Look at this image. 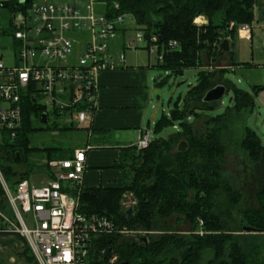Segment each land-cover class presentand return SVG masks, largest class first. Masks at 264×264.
Instances as JSON below:
<instances>
[{
  "label": "trees",
  "instance_id": "obj_1",
  "mask_svg": "<svg viewBox=\"0 0 264 264\" xmlns=\"http://www.w3.org/2000/svg\"><path fill=\"white\" fill-rule=\"evenodd\" d=\"M106 1L109 5L113 1L118 2L119 8L116 11L133 17L137 29L143 32L147 49L153 44L151 37H156L157 53H162V59H156L153 67L168 70L173 75L181 74L185 68L199 69L195 83L189 85L181 100V106H178L177 100L168 113L161 114L154 121L147 146L138 149L130 145L119 149V156L111 167L120 172L121 185L81 187L78 191V210L86 215H105L117 228L140 227L147 232L160 220L176 215L179 219L177 221L183 218L191 225L192 235L185 238L171 228H165V222L162 224L163 229H159V235L148 236L150 238H146V243L142 245L133 236L122 235L119 231L97 234L92 238L86 264H107L108 258H104L106 248H110V254L118 256L116 264H193L205 250L211 252L205 264H264L257 250L261 244L255 242L264 232V175L255 192L257 207L243 211V226L240 227L242 230H245V226L250 227L248 231L255 233L250 232L251 235L244 237L236 232L238 228L230 224L234 221L231 209L240 194L224 181L221 171L224 139L231 118L239 110L253 113V94L264 88V85H252V94L224 80L221 74L226 70L206 69L201 61L204 56L211 67L224 53L219 48L221 41L224 38L234 40L239 25H250L254 20L256 6L264 15V0ZM15 2L10 0V5L14 7ZM198 15L206 17L205 25L194 24L193 20ZM171 41L176 45H169ZM123 48L124 39L121 50ZM217 78L222 80L230 101L227 99L222 111L210 114L222 106V100L206 102L202 97L206 90L216 85ZM161 82L156 79V87ZM43 112L47 114L48 121L47 108L30 94L23 96L22 119L17 138L14 143L6 144L11 146L16 164L11 163L12 167L8 163L4 167L3 173L7 180L19 176L28 177L34 171L33 166L27 165V154L33 150L27 146L28 135L34 129L31 116L40 120ZM202 115L205 117L204 126L195 128L194 123ZM44 125L41 129L65 131L75 128L61 121L50 127ZM168 127L174 130L162 137L160 134ZM262 136L245 123L240 146L249 158L259 163L264 173ZM180 141L186 143L183 151L177 150ZM40 150H45L48 162L54 158L71 157L74 148L47 147ZM16 151L19 152V159L15 157ZM3 152L4 156L8 155L5 148ZM43 166L49 177L53 178L48 166ZM126 194H130L135 203L131 214L122 216ZM222 201H225L223 205L220 204ZM12 236L23 241L29 258L37 264L25 240L18 235ZM188 245L192 246L193 252L183 259L181 250Z\"/></svg>",
  "mask_w": 264,
  "mask_h": 264
},
{
  "label": "built area",
  "instance_id": "obj_2",
  "mask_svg": "<svg viewBox=\"0 0 264 264\" xmlns=\"http://www.w3.org/2000/svg\"><path fill=\"white\" fill-rule=\"evenodd\" d=\"M10 4L0 0L2 155L4 146L17 138L24 95L35 97L57 115L77 113L78 121L84 122L94 107L97 75L124 62V50L111 53V43L121 29L134 23L130 14L116 11V1L110 5L106 0H16L14 7ZM250 28L244 23L237 31L248 34ZM135 40H144L139 29ZM151 42L149 53L161 60L155 36ZM9 47L13 51L6 57ZM149 141V135L141 133L134 145L141 149ZM47 166L54 177L46 172L47 179L39 185L23 176L9 181L0 167V235L24 239L37 264H86L95 235L126 229L117 228L105 215L78 210L84 149H74L71 157L50 159Z\"/></svg>",
  "mask_w": 264,
  "mask_h": 264
},
{
  "label": "rangeland",
  "instance_id": "obj_3",
  "mask_svg": "<svg viewBox=\"0 0 264 264\" xmlns=\"http://www.w3.org/2000/svg\"><path fill=\"white\" fill-rule=\"evenodd\" d=\"M250 27L249 35H251V40L248 37L247 39L237 37L234 41V45L231 47V56H219L211 67H209L208 60L204 56H202L201 61L202 66L206 69L226 70L221 74L224 80L231 82L239 89L249 91L253 94L252 85H264V15L260 13L257 6L254 8V20L250 24ZM136 32L137 25L135 23L132 22L127 24L124 43L128 41H131V43L130 45L125 44L126 47L123 48L125 58L137 57L141 59L140 62L144 63V61L149 60L148 49L146 48V42L144 40L142 42H136ZM8 42L9 40H6V43ZM120 50L121 48L118 46V51ZM10 51H13L12 47H9L7 51H5L6 57ZM132 51H134L135 54ZM151 58L149 62H151V64L156 63V54H153ZM5 62L8 64L7 60H5ZM198 69V67L185 68L181 74L173 75L171 72L169 73L168 70L165 71L155 67L148 68L147 72L150 74V83H152L151 78L154 77H156L158 81H162L159 86L155 87L150 93V99L147 104L149 115H153L156 120L161 114L168 113L173 103L177 100H179L178 106L180 107L182 104L181 100L189 85L194 84L196 81ZM215 83L222 84V80L217 78ZM253 96L255 103L253 113L249 114V110H239L237 113H234L231 118V125L225 137L226 140L224 139L225 152L223 154V163L221 166L222 178L224 181L231 189L236 190L240 194L236 205L231 209L234 221L230 224L233 225L235 229L238 228L236 232L243 234L244 237H248L251 233H255L242 230L240 227L243 226V211L257 207L255 192L264 175L259 163L249 158L245 150L240 146L245 123L254 128L258 133H264V88L259 89ZM227 99V95H224L221 99L222 106L219 108L217 107V109L211 111L210 114L222 111ZM47 111L49 117L47 123H44L47 125L42 124L39 119H34V117L31 116V126L34 129L31 130L28 135L27 146L33 148V150L30 151V154H27V165L33 166L34 171L30 172L27 178L37 185L41 184L40 182H42V179L46 178L47 172L45 170L46 167L43 166L45 164L47 165L46 152L40 149L47 147L73 148L82 145L85 137L83 130L75 129L78 126L81 127L80 125L83 123L78 121L77 113L70 115L69 113L72 111H65L61 115L62 117H59L55 115L50 108H48ZM204 119L205 117L202 115L201 118L194 123V127L200 129L204 126ZM58 121L64 122L67 126L74 125L75 128H69L65 131L52 128L41 129L42 125L50 127L53 123L57 124ZM151 126L152 122L150 128ZM173 130V128L168 127L160 135L165 137ZM262 139L264 141V136H262ZM4 148L8 155L4 156L0 154V167L2 171L8 163L11 166V163L16 165L12 157L11 146L6 145ZM19 170L21 171L22 169L20 168ZM222 200L224 199L222 198ZM224 202L225 201H222L220 204L223 205ZM134 203L135 200L133 199L132 206ZM177 217L178 216L173 215L167 219L160 220L158 223L154 224L153 229L149 232L144 231L140 227H136L133 229L126 228V232H121V234L133 237L145 236L149 239L150 237L148 236L156 237V235H159L163 229L162 224L165 222V228H171L172 231L177 232L185 238L190 237L192 235L191 225L183 218L177 221L179 220ZM261 234L262 235H259L260 238L255 242L261 244L257 246V250L260 259L264 260V232ZM249 242H252V240H249ZM210 256V250L202 251L193 264H205ZM117 257L116 254L111 253L107 264H116L118 260ZM0 264L35 263L29 258V253L23 241L12 235H7L0 237Z\"/></svg>",
  "mask_w": 264,
  "mask_h": 264
},
{
  "label": "crops",
  "instance_id": "obj_4",
  "mask_svg": "<svg viewBox=\"0 0 264 264\" xmlns=\"http://www.w3.org/2000/svg\"><path fill=\"white\" fill-rule=\"evenodd\" d=\"M193 22L196 26H202L207 23V19L198 15ZM126 31L127 29L119 31L117 38L111 43V53L116 54L118 46L121 48ZM249 34L250 32L239 34L237 31L235 39L248 37L251 40ZM235 39L228 41L234 45ZM231 51L230 48L220 56L229 57ZM148 57L149 60L144 63L137 57L125 58L118 67L102 70L97 75L94 107L80 125L85 137L82 145L73 147L85 150V171L82 179L84 188L120 186V172L111 167L119 156V149L134 145L141 133H147L151 137L150 124L152 122L153 125L155 117L149 115L147 104L150 93L156 87V77L151 78L150 83L147 69L153 67L149 62L153 54L149 51Z\"/></svg>",
  "mask_w": 264,
  "mask_h": 264
},
{
  "label": "water",
  "instance_id": "obj_5",
  "mask_svg": "<svg viewBox=\"0 0 264 264\" xmlns=\"http://www.w3.org/2000/svg\"><path fill=\"white\" fill-rule=\"evenodd\" d=\"M232 46H233V43H230L227 38H224L221 41L219 48L222 49L223 51H228ZM224 95H226V88L224 84H216L213 87L205 91L202 99L203 101H206V102L221 101ZM228 101H230V97H228ZM40 122L43 124L47 122V114L45 112H43L40 115ZM262 134L264 136V133ZM185 147H186L185 141H181L177 146V150L183 151ZM15 157L16 159L20 158L19 152L17 151L15 152ZM131 212H132V198L131 196H126L124 199V206H123V210L121 214L122 216H127V215H130ZM244 229L250 230V227L245 226ZM134 239L140 245H142V243H146V237L135 236ZM191 253H192L191 245L185 246L181 250V256L183 259L191 255ZM109 255H110V248H106L105 253H104V258H109ZM119 264H125V263L122 262Z\"/></svg>",
  "mask_w": 264,
  "mask_h": 264
}]
</instances>
